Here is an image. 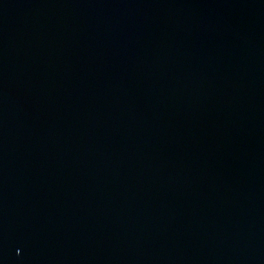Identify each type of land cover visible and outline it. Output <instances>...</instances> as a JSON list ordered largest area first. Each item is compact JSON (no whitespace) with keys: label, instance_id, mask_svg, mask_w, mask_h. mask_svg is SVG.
Masks as SVG:
<instances>
[{"label":"water","instance_id":"95a60500","mask_svg":"<svg viewBox=\"0 0 264 264\" xmlns=\"http://www.w3.org/2000/svg\"><path fill=\"white\" fill-rule=\"evenodd\" d=\"M0 264H264V0H0Z\"/></svg>","mask_w":264,"mask_h":264}]
</instances>
